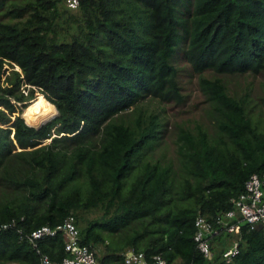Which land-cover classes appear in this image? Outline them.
Instances as JSON below:
<instances>
[{
  "label": "trees",
  "instance_id": "trees-1",
  "mask_svg": "<svg viewBox=\"0 0 264 264\" xmlns=\"http://www.w3.org/2000/svg\"><path fill=\"white\" fill-rule=\"evenodd\" d=\"M180 44L212 128L178 122L174 163L144 154L167 127L159 104L185 101ZM12 65L43 95L29 102ZM0 67V222L17 219L0 227V264L64 256L61 231L37 246L23 232L68 213L101 264H122L128 247L174 264H264L262 226L215 221L250 173H264L251 88L225 79L264 69V0H0ZM200 214L217 229L210 256L193 239ZM224 230L238 242L229 260Z\"/></svg>",
  "mask_w": 264,
  "mask_h": 264
},
{
  "label": "built area",
  "instance_id": "built-area-1",
  "mask_svg": "<svg viewBox=\"0 0 264 264\" xmlns=\"http://www.w3.org/2000/svg\"><path fill=\"white\" fill-rule=\"evenodd\" d=\"M80 0H65L70 7H76ZM232 207L217 214L215 221L228 231L238 232L240 221L244 220L251 226L260 225L264 228V173L252 172L244 182V188L232 197ZM236 210L239 215H236ZM22 218V216L20 217ZM195 230L193 239L197 248L205 255L210 256L212 251L209 244V235L217 229L211 220L204 215H197L194 219ZM17 219L0 222V227L16 226ZM17 227V226H16ZM22 231L21 228H18ZM56 231L64 234V249L66 254L59 259L51 258L46 253L39 255V264H101L95 251L79 239V228L75 223L74 215L68 213L62 221L54 224H41L23 234L30 240L31 244L37 246V242L45 235H52ZM237 239L223 250L226 260L238 251ZM39 251V248H37ZM122 264H174L159 252L147 255L143 250L133 247L126 248L123 252Z\"/></svg>",
  "mask_w": 264,
  "mask_h": 264
},
{
  "label": "rangeland",
  "instance_id": "rangeland-1",
  "mask_svg": "<svg viewBox=\"0 0 264 264\" xmlns=\"http://www.w3.org/2000/svg\"><path fill=\"white\" fill-rule=\"evenodd\" d=\"M182 47L183 44H180V46L177 48L174 60L176 62V65L178 66L179 70V81L182 85V90L185 93V101L181 104H174L172 102H164L160 103L159 105L162 107L163 112H165V115L167 116V127L163 131V135L159 141V144L156 145L152 151H147L144 155V157H148L150 155L154 157H161V158H167L172 157L174 160H176V150H175V142H174V130L176 128V125L178 122L183 123H189L192 124L195 119H199L200 121L203 120V122L207 125L208 130L210 131L212 128V125L209 120L211 118H207L205 116V108L208 106V102L205 100L203 93L201 92L199 86H198V73L194 72L190 66L189 63L185 60L182 54ZM13 69L17 72V77L20 79L21 89L24 90L26 94H30L29 102L36 99L39 94L41 93L40 89L36 90V88H29L26 83L22 81L19 75V68L16 65H12ZM18 69V70H17ZM0 70H2V67H0ZM226 82L231 90L237 89L242 90L243 86H250V95L252 97V103H251V113L254 118H259L261 123H264V102L261 99L262 95V88L261 84L264 81V69L257 73L247 72L244 74H232L225 76ZM37 92H36V91ZM43 95V93H41ZM11 98V97H10ZM10 102L14 105L20 104L22 100L19 99H10ZM154 103V107L158 106L157 103ZM27 106V105H26ZM25 106V107H26ZM2 107V105H1ZM24 107V109H25ZM22 111V115L24 116ZM9 113L11 112V117L16 114V111H11L8 108L6 109ZM31 114V113H30ZM52 115L49 114H43L41 117L42 120L49 118ZM201 118V119H200ZM25 119V117H24ZM208 119V120H207ZM26 121V120H25ZM30 122V120H29ZM39 122L35 123L38 124ZM31 123V122H30ZM50 140L49 138H46L44 141ZM135 170L133 168L130 173H132ZM236 215H239V211L236 210ZM118 233H113L110 236H117ZM220 240L227 243L228 246L232 244V242L235 239V236L228 235L226 231L221 234ZM8 264H15L14 262H9Z\"/></svg>",
  "mask_w": 264,
  "mask_h": 264
},
{
  "label": "water",
  "instance_id": "water-1",
  "mask_svg": "<svg viewBox=\"0 0 264 264\" xmlns=\"http://www.w3.org/2000/svg\"><path fill=\"white\" fill-rule=\"evenodd\" d=\"M55 112H56V109H55V111L52 113V115H54V114H55ZM52 115H51V116H52ZM44 120H45V119H44ZM42 121H43V120H42Z\"/></svg>",
  "mask_w": 264,
  "mask_h": 264
}]
</instances>
